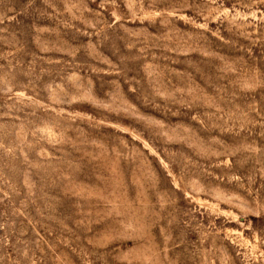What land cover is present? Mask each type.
<instances>
[{"label": "rangeland", "instance_id": "rangeland-1", "mask_svg": "<svg viewBox=\"0 0 264 264\" xmlns=\"http://www.w3.org/2000/svg\"><path fill=\"white\" fill-rule=\"evenodd\" d=\"M0 264H264V0H0Z\"/></svg>", "mask_w": 264, "mask_h": 264}]
</instances>
